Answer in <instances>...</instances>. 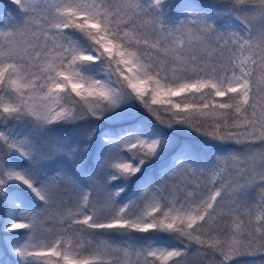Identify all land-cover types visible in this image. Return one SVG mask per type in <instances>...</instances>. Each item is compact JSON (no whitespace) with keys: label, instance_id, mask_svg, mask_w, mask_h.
I'll return each mask as SVG.
<instances>
[{"label":"snow or ice","instance_id":"6c2138e0","mask_svg":"<svg viewBox=\"0 0 264 264\" xmlns=\"http://www.w3.org/2000/svg\"><path fill=\"white\" fill-rule=\"evenodd\" d=\"M242 257L264 264V0H9L0 264Z\"/></svg>","mask_w":264,"mask_h":264},{"label":"rangeland","instance_id":"374dc122","mask_svg":"<svg viewBox=\"0 0 264 264\" xmlns=\"http://www.w3.org/2000/svg\"><path fill=\"white\" fill-rule=\"evenodd\" d=\"M200 2L201 3H207L208 0H206V1H201L200 0ZM8 3H9V0H0V10H2L5 5H8ZM8 10L9 11H12V8L9 7ZM13 15H15V12H13ZM168 162H169V157L166 156L158 164L154 165L153 166V169L155 171H158L161 166H166ZM239 259H240V264H253L254 259H257V258H253V257H242V258H239Z\"/></svg>","mask_w":264,"mask_h":264},{"label":"trees","instance_id":"16d2710c","mask_svg":"<svg viewBox=\"0 0 264 264\" xmlns=\"http://www.w3.org/2000/svg\"><path fill=\"white\" fill-rule=\"evenodd\" d=\"M201 1H206V0H201ZM174 2H178V0H174Z\"/></svg>","mask_w":264,"mask_h":264}]
</instances>
